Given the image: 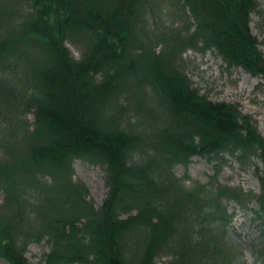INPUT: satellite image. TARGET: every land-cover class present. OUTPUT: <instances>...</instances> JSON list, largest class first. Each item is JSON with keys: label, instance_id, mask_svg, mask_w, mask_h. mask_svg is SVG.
Here are the masks:
<instances>
[{"label": "trees", "instance_id": "obj_1", "mask_svg": "<svg viewBox=\"0 0 264 264\" xmlns=\"http://www.w3.org/2000/svg\"><path fill=\"white\" fill-rule=\"evenodd\" d=\"M3 1L0 80L20 70L27 46L44 57L22 71L33 80L20 94L0 86V128L8 120L23 127L18 144L0 141V257L24 264L28 243L46 239V264H157L164 254L168 264H237L224 240L222 200H255L253 213L264 218V135L236 105L194 87L179 60L186 48H213L227 67L264 81L249 25L258 1L175 0L188 6L190 22L160 31L148 23H157L160 0ZM16 1L27 4L19 23ZM146 95L156 107L144 108ZM22 97L35 108L32 127L19 119ZM225 153L254 166L258 193L218 182L184 186L172 170L198 155L214 159L217 172ZM75 158L104 173L98 206L72 179Z\"/></svg>", "mask_w": 264, "mask_h": 264}, {"label": "rangeland", "instance_id": "obj_2", "mask_svg": "<svg viewBox=\"0 0 264 264\" xmlns=\"http://www.w3.org/2000/svg\"><path fill=\"white\" fill-rule=\"evenodd\" d=\"M257 1L256 10L250 15V29L264 54V0ZM16 2L15 9L17 11L14 19L19 23L20 18L27 11V4L25 1ZM1 3L5 4V1L2 0ZM156 6L154 14L157 23L148 22L154 30L183 29L185 23L190 22L189 11L187 9L182 10L180 4L175 0H160ZM65 45L75 58L80 57V49L67 42ZM26 48L30 53L21 60L20 70L16 72L6 70L5 79L0 80V86H4V89L9 86L15 95L23 92L27 81L31 82L33 80L31 74H25L22 71L27 72L28 68L31 71L32 67L39 64V60L44 57L36 46H27ZM160 49L161 46L157 44L156 50L160 51ZM210 53L190 47L186 48L180 56V68L192 85L199 89L201 93H205L212 101H224L234 104L243 114L250 115L255 120L259 132L264 135V81L245 72L241 67L227 68L213 51ZM253 79L256 81H253ZM241 85H243L242 88ZM1 90L3 89L0 87ZM8 94L11 95V92H8ZM142 98L145 109L156 107L157 102L150 95ZM22 99L23 101L21 98L16 100L17 104L23 105L22 108L25 107V111L21 113L19 119L21 122L26 121L29 127H32L35 108L33 106L28 107L26 99L24 100V97ZM156 112L158 113L157 109ZM0 121H2L1 117ZM22 128L21 123L13 124L12 121L9 122L8 120L6 127L0 128V141L17 142L22 134ZM221 156L223 157L222 162L216 173L215 167L218 165L216 161L203 156H191L188 163H177L172 170L184 186H192L195 182L201 184L218 182L241 187L245 191L253 193L259 192V183L252 164L241 165L228 153ZM255 161L260 166V162ZM72 165V179L82 182L87 187L88 200L92 201L95 206L101 204L106 193L104 173L101 167L90 164L81 158H76ZM213 175H215V178L212 179L211 176ZM3 195L0 190V202L3 201ZM224 203L227 206V212L231 215L229 216V227L226 225L227 232L224 240L236 254L234 263L264 264V218L256 217L253 213L257 209L256 201H249L245 206H241L233 199H227ZM49 248L50 244L46 239L29 242L24 254L26 259L24 264H46L43 256ZM169 261L170 257L166 254L156 260L157 264H168ZM0 264L9 263L0 258Z\"/></svg>", "mask_w": 264, "mask_h": 264}, {"label": "bare ground", "instance_id": "obj_3", "mask_svg": "<svg viewBox=\"0 0 264 264\" xmlns=\"http://www.w3.org/2000/svg\"><path fill=\"white\" fill-rule=\"evenodd\" d=\"M253 81H256L255 79H253ZM243 87V85H241V88Z\"/></svg>", "mask_w": 264, "mask_h": 264}]
</instances>
